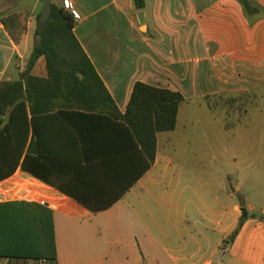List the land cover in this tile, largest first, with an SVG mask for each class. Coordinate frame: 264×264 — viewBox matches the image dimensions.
I'll return each mask as SVG.
<instances>
[{"label": "crops", "instance_id": "1", "mask_svg": "<svg viewBox=\"0 0 264 264\" xmlns=\"http://www.w3.org/2000/svg\"><path fill=\"white\" fill-rule=\"evenodd\" d=\"M70 1L81 16L73 33L120 114L137 82L184 100L175 129L157 133L150 166L109 115L66 110L29 118V166L38 176L19 167L0 180V203L52 211L56 260L0 257V264H264V206L255 214L244 200L253 218L225 244L241 217L238 191L226 188L213 206L204 201L199 195L210 199V183L181 164L175 142L182 111L194 102L211 109L212 98H264V0H247L250 12L240 0H145L142 10L133 0ZM42 7L43 0H20L7 12L27 13L18 44L0 19V85L27 71ZM30 74L47 77L44 57Z\"/></svg>", "mask_w": 264, "mask_h": 264}, {"label": "trees", "instance_id": "2", "mask_svg": "<svg viewBox=\"0 0 264 264\" xmlns=\"http://www.w3.org/2000/svg\"><path fill=\"white\" fill-rule=\"evenodd\" d=\"M20 0H0V19L18 44L27 22L26 12H7ZM247 11H255L240 0ZM142 10L145 0H133ZM40 17V16H39ZM38 17V20H39ZM73 17L62 6L52 4L46 24L38 22L35 44L27 71L20 80L0 85V180L21 167L38 176L29 165L33 143L28 144L29 118L54 111L105 114L121 121L145 152L149 166L155 160L156 135L175 129L182 95L137 82L125 114H120L92 62L77 41ZM37 36L41 40L37 42ZM45 58L47 77L30 74L37 60ZM233 240L243 223L253 218L243 201ZM0 257L56 260L52 211L35 203H0Z\"/></svg>", "mask_w": 264, "mask_h": 264}, {"label": "rangeland", "instance_id": "3", "mask_svg": "<svg viewBox=\"0 0 264 264\" xmlns=\"http://www.w3.org/2000/svg\"><path fill=\"white\" fill-rule=\"evenodd\" d=\"M249 100L212 98L211 109L192 103L182 111L175 142L184 151L178 156L181 164L194 167L196 175L210 183V199L199 195L204 201L213 206L215 196L224 200L226 188L232 194L237 190L238 200H246L259 214L264 206V98L254 104ZM203 134L208 137L205 147ZM199 196L196 204L202 209Z\"/></svg>", "mask_w": 264, "mask_h": 264}, {"label": "water", "instance_id": "4", "mask_svg": "<svg viewBox=\"0 0 264 264\" xmlns=\"http://www.w3.org/2000/svg\"><path fill=\"white\" fill-rule=\"evenodd\" d=\"M51 11H52V3L51 0H43V7L40 13V17H39V23L40 24H46L50 18L51 15ZM138 19L140 24H144V13L140 12L138 15ZM37 42H39L41 40L40 36H37L36 38Z\"/></svg>", "mask_w": 264, "mask_h": 264}, {"label": "built area", "instance_id": "5", "mask_svg": "<svg viewBox=\"0 0 264 264\" xmlns=\"http://www.w3.org/2000/svg\"><path fill=\"white\" fill-rule=\"evenodd\" d=\"M62 8L64 9V11H66L73 17L75 22L81 19L80 14L75 9V7L73 6L70 0H62Z\"/></svg>", "mask_w": 264, "mask_h": 264}]
</instances>
